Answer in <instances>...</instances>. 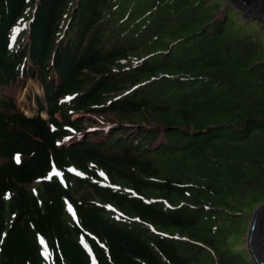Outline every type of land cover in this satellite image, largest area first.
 <instances>
[{
  "label": "trees",
  "instance_id": "16d2710c",
  "mask_svg": "<svg viewBox=\"0 0 264 264\" xmlns=\"http://www.w3.org/2000/svg\"><path fill=\"white\" fill-rule=\"evenodd\" d=\"M225 5L0 0V264H253L264 25Z\"/></svg>",
  "mask_w": 264,
  "mask_h": 264
},
{
  "label": "water",
  "instance_id": "95a60500",
  "mask_svg": "<svg viewBox=\"0 0 264 264\" xmlns=\"http://www.w3.org/2000/svg\"><path fill=\"white\" fill-rule=\"evenodd\" d=\"M225 1L226 5L239 10L242 17L257 20L264 25V0ZM164 132L165 129L162 130V137ZM246 247L254 264H264V205L258 207L250 216Z\"/></svg>",
  "mask_w": 264,
  "mask_h": 264
},
{
  "label": "rangeland",
  "instance_id": "374dc122",
  "mask_svg": "<svg viewBox=\"0 0 264 264\" xmlns=\"http://www.w3.org/2000/svg\"><path fill=\"white\" fill-rule=\"evenodd\" d=\"M263 40H264V36L262 38V41ZM41 94L42 92H41L40 84L38 82L35 83L32 78L28 79L27 83L25 84L24 87H22L21 91L18 94L17 103L19 104L20 110L23 111V113L25 114H31L32 112H35L36 103L34 101V95H37L41 98ZM11 95H12L11 87L9 86L1 87L0 86V96L9 97ZM43 117H45V115ZM248 218L250 219V214ZM249 219L248 221L246 219H241L242 222L246 220L247 223L245 227H244L245 223H240L239 229L238 227L234 228V227L229 226L230 228L229 230H231L230 240L232 241L233 247L237 248V245H239L238 248H242L246 246L245 240H246V234H247L248 225H249ZM246 263L249 264L248 262Z\"/></svg>",
  "mask_w": 264,
  "mask_h": 264
}]
</instances>
